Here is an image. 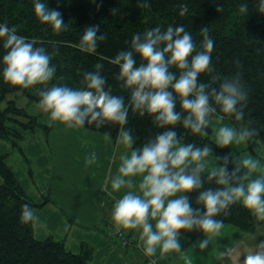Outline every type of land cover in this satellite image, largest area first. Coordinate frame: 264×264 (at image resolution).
I'll return each instance as SVG.
<instances>
[{
  "label": "clouds",
  "instance_id": "9594fccd",
  "mask_svg": "<svg viewBox=\"0 0 264 264\" xmlns=\"http://www.w3.org/2000/svg\"><path fill=\"white\" fill-rule=\"evenodd\" d=\"M143 2L147 4L148 0ZM255 2L257 10L264 12V0ZM248 7V0H240L241 13H246ZM179 8L181 15L188 11L186 4L181 3ZM33 11L53 31L67 28L59 9L50 8L47 0H33ZM99 27L93 24L84 28L79 42L82 49L95 51L98 41L106 39L103 32L97 34ZM199 31L202 35L199 45L183 24L170 23L166 28L156 25L133 33L129 47L119 50L114 57L119 65L120 87L130 89L125 103L123 95L113 94L110 85L105 87L100 62L83 72L82 87L61 83L47 86L56 72V65L50 62L52 53L42 45L37 46L35 39L19 34L15 25L0 21V46L6 49L0 56L3 65L0 77L24 87L44 84L38 90V108L47 114L48 124L61 122L68 128L83 127L86 122H94L97 127L109 121L119 124L114 148L119 151L123 146L125 150L119 151L116 173L105 178L103 190L111 196L123 186L128 187L114 200L110 217L117 230H138V246L150 258L158 249L160 254L179 250L177 230L182 228L201 229L206 239L199 241L198 247H205L207 234H217L223 226L224 221L216 218L217 214L228 216L230 206L237 202L258 220H264V165L258 157L250 153L242 155L229 169V156L225 155L218 157L223 164L209 168L206 159L212 152L209 144L183 142L175 127H165L179 122L192 133L206 135L213 119L224 120L221 113L234 115L237 121L244 117L248 89L242 74L216 73L212 63L215 42L209 35L210 29L202 26ZM201 73H213L211 80L198 79ZM178 102L181 111L176 110ZM129 108L139 116L151 115L156 126L164 130L134 147L133 132L124 127ZM254 131L251 127L237 128L224 123L214 128L213 141L220 146L240 144ZM104 139L112 141L107 132ZM96 159L93 151L85 156L84 165H91ZM203 172H207L204 178ZM254 172L260 174L253 177ZM137 175L138 184L133 180ZM213 178L223 186L200 191L197 201L203 208H194L184 193L200 189L205 179ZM20 219L24 223L38 220L30 202L22 205ZM239 255L237 264H264V240L246 252L243 261L238 260ZM151 264H155L154 259Z\"/></svg>",
  "mask_w": 264,
  "mask_h": 264
},
{
  "label": "trees",
  "instance_id": "16d2710c",
  "mask_svg": "<svg viewBox=\"0 0 264 264\" xmlns=\"http://www.w3.org/2000/svg\"><path fill=\"white\" fill-rule=\"evenodd\" d=\"M50 8L59 9L67 28L59 32L53 31L46 23L40 21L33 11V0H0V21L15 25L19 34L35 39L37 46H43L52 53L51 63L56 65V72L47 86L55 83L82 87L83 72L92 70L97 62L103 65L101 74L106 77L105 87L111 86L113 94L123 95L128 103L130 89L121 88L117 79L119 65L114 57L119 50L129 47L133 33L143 32L146 28L168 24H183L191 31L194 39L202 40L200 28L208 26L209 35L214 40L212 63L215 72L232 75L239 71L248 89L247 103L243 109L244 117L237 121L234 115L224 114L235 127H251L255 129L247 140L257 138L264 133V12L257 10L255 0H248L246 13L239 10L240 0H47ZM186 4L188 11L181 15L180 4ZM99 24L98 33L103 32L106 39L98 41L95 51H86L79 46L80 36L88 25ZM6 51L0 46V56ZM137 62L139 56L137 54ZM3 65H0L2 67ZM175 70V69H172ZM213 73H201L198 79L211 80ZM215 83H218L216 81ZM44 84L24 87L13 84L0 77V140L10 141L17 145L23 138L20 128L34 129L38 124L37 117L18 106L15 93L19 92L29 101L39 103V89ZM14 95V96H13ZM176 110L181 111L179 102ZM219 111V109H218ZM184 113L182 112V115ZM40 124V123H39ZM43 129L48 125L42 124ZM119 124L106 122L100 127L95 123H85L82 128L106 132L115 140L119 132ZM135 137V146L145 143L157 132L163 131L153 122L151 115L139 116L129 108L128 123ZM175 127L183 142H192L203 146L209 144L216 155L228 153V145L220 146L211 138L212 129L208 126L207 134L192 133L177 122ZM6 154L0 155V264H91V249L83 245L80 252L66 250L62 240L52 237L36 239L33 235L32 223H24L20 219L22 205L30 202L29 198L12 170L5 161ZM202 178L207 176L203 172ZM215 179H205L200 189L187 190L184 194L194 208H203L197 196L204 188L222 187ZM223 224H231L242 231L252 232L263 220H258L248 208L239 202L230 206V214H217ZM132 240L127 247L142 248Z\"/></svg>",
  "mask_w": 264,
  "mask_h": 264
},
{
  "label": "crops",
  "instance_id": "0c3cea01",
  "mask_svg": "<svg viewBox=\"0 0 264 264\" xmlns=\"http://www.w3.org/2000/svg\"><path fill=\"white\" fill-rule=\"evenodd\" d=\"M227 121L229 120L226 118L222 121L212 120L210 125L212 140L215 126L218 127L220 124L228 123ZM54 123H45V125H48L46 129H43L46 139L44 141L40 140L36 144L35 147L39 149L38 153H35L33 143L21 144L25 136L20 142L17 141V145H13V149L9 147L5 151H0V155L6 154L5 161L13 173L14 171L8 162L13 150L18 151L27 162L29 159L25 156V153L37 157V160L39 159L37 174L29 176L28 181L31 183L29 189L20 182L14 173L21 187L35 203L34 208L38 220L32 223V232L36 239L41 240L52 237L56 240H62L66 250L73 253L80 252L82 246L86 245L91 249V264H151L152 259L155 260V264H172L174 262L176 264H207L209 260L218 258L223 259L225 264H235L239 254L238 260L243 261L246 252L255 248V246L249 248L255 242H252L250 238L252 234L250 233H255L257 227L252 232H246L236 226H231V224H223L217 234H207L208 244L205 247H198V244L199 241L206 239V234L201 229L193 227L192 229L182 228L177 230L180 233L178 239L181 248L179 250H171L168 253L160 254L158 249L155 256L146 261L143 259L145 256L143 251L141 252L144 256L140 252V255L131 253L134 251L127 250L131 246L124 245L122 237L118 236L115 231H120L124 236L138 241V230H117L113 227L110 217L114 200L129 189L127 186H123L120 190L113 192L111 196L103 190L105 178L116 173L120 162L119 151L125 149L121 146L119 151L115 150L116 139L107 142L104 139L105 134L99 131L79 127L68 128L63 123L64 131L52 134L51 130L54 128ZM231 125L233 124L231 123ZM33 135L29 134V137L31 138ZM73 141L79 142L77 147ZM78 149L82 151V158L77 157L75 153ZM244 150H228L225 155L229 156L227 165L229 169L234 167L235 159L242 155L250 153L257 157L256 153ZM93 151L97 154L96 161L85 166V156ZM225 155H216L210 152L206 159H213L211 161H214V163H208L209 168L223 164L224 161L218 157ZM261 165L264 164L261 163ZM89 166L91 168L87 176L95 178V180L86 187L85 172L81 171L85 167L88 170ZM259 174V172H254L252 175L255 177ZM139 179V175L133 177L137 184ZM221 235L225 237L223 238ZM229 236L232 237V240L235 237L237 242H230ZM242 241H245L247 245H241L240 249L238 244ZM145 257L147 258V256ZM205 257H207L206 262L203 261ZM148 260L150 261L148 262Z\"/></svg>",
  "mask_w": 264,
  "mask_h": 264
},
{
  "label": "rangeland",
  "instance_id": "374dc122",
  "mask_svg": "<svg viewBox=\"0 0 264 264\" xmlns=\"http://www.w3.org/2000/svg\"><path fill=\"white\" fill-rule=\"evenodd\" d=\"M14 97H15V101H16L18 106L24 107L28 111V113L33 114V115H35L37 117L38 124L34 127V130L20 128V131L22 132L23 136H25V139L21 142V144L25 145V144L33 143L34 144L33 146L35 147L36 144L38 143V141H40V140L44 141L46 139L45 138V133H44L45 131L43 130L42 124L47 123V114L44 113L43 111H41L38 108V103L29 101L21 93H19V92L15 93ZM227 122H228V124H231V122L230 123H229V121H227ZM79 128H82V127H79ZM82 129H85V128H82ZM60 131H64V127L62 126V123L61 122H55L54 123V128L51 130V133L53 134L55 132H60ZM29 134L30 135L34 134V135L31 136V138H30ZM20 140H19V142H20ZM73 142H74L75 146L77 147L79 142L78 141H73ZM9 147H11V148L13 147V145L9 141L0 140V151H5ZM33 149L35 150V153H38V151H39L38 147H35ZM230 149L234 150V151H239L240 149H245L244 151L251 152V153H256L257 157L260 158V161H262L261 163L264 164V134L260 135L257 138L249 139L246 142H243V143H240V144L233 143V144H231V148H230V144H229V151H230ZM75 153L77 154V157L82 158V155H81L82 151L80 149H78V151H76ZM25 156L29 159L28 162L23 159L22 155L20 153H18V151L13 150V154L10 156V158H8V162H9V165L12 167L15 175H17V177L20 180V182L25 187H27L29 189V187L31 186V183L28 181L29 180V176L32 175V174H33V176H35L37 174V169H38L37 167H38L39 159L37 160V157H35L33 155H27L26 153H25ZM207 160H208V163H210V164L214 163V161H211L213 159H211V160L207 159ZM20 163H22V164H20ZM90 168H91V166H89L88 170H86V167H85L84 170L81 171V172H85L84 180H85V186L86 187H88V184H91V182L95 180V178H91L90 176H87L90 173V171H89ZM113 227L116 229L114 224H113ZM250 234H252V235H250V238H251L252 242L255 241L252 244V246L249 247L251 249L254 246H256L261 240H264V220L257 227L256 232L255 233H250ZM221 236L223 238L225 237L223 235H221ZM256 238H257V240H256ZM229 240H230V242H233V241L237 242V239L235 240V237H234V240H232V237L229 236ZM222 242H224V241L222 240ZM245 244H246V242L242 241V242H240L238 244V247H240L241 245L245 246ZM240 249H241V247H240ZM127 250L134 251V252H131V253H134V254L137 253V255H140L139 254V252H140L144 256V254L136 247H134V248L129 247ZM237 250H236V252H237ZM128 252H130V251H128ZM144 257H143L144 261H146L147 259H150V257L149 258L145 257L146 259ZM218 259L209 260L207 262V264H225L223 259H221V260L220 259L218 260ZM206 260H207V257H205L203 259V261H205V262H206ZM149 261L150 260H148V262ZM215 261H217V262H215ZM172 264H176V263L174 262ZM235 264H237V262Z\"/></svg>",
  "mask_w": 264,
  "mask_h": 264
},
{
  "label": "built area",
  "instance_id": "2783aa9c",
  "mask_svg": "<svg viewBox=\"0 0 264 264\" xmlns=\"http://www.w3.org/2000/svg\"><path fill=\"white\" fill-rule=\"evenodd\" d=\"M116 234L120 237H122L123 239V244L126 245V244H130L132 242V239L128 236H124L120 231H115ZM138 243H139V240L136 242V245L138 246ZM139 247V246H138ZM141 248V247H140Z\"/></svg>",
  "mask_w": 264,
  "mask_h": 264
}]
</instances>
